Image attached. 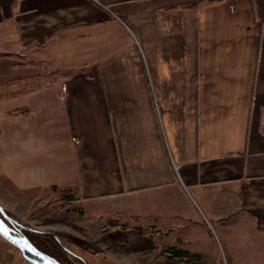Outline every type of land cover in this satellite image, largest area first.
<instances>
[{"label":"crops","instance_id":"crops-1","mask_svg":"<svg viewBox=\"0 0 264 264\" xmlns=\"http://www.w3.org/2000/svg\"><path fill=\"white\" fill-rule=\"evenodd\" d=\"M4 63L32 69L24 85L59 76L13 86ZM0 94L18 198L57 188L191 238L233 217L264 232V0H0Z\"/></svg>","mask_w":264,"mask_h":264},{"label":"rangeland","instance_id":"rangeland-1","mask_svg":"<svg viewBox=\"0 0 264 264\" xmlns=\"http://www.w3.org/2000/svg\"><path fill=\"white\" fill-rule=\"evenodd\" d=\"M20 62L23 61L18 58L15 61L16 64ZM8 65L9 63L2 65V70L9 74V79L4 78L3 83H7L8 80L16 81L12 85L17 86V82H23V86H30L31 88L36 87L38 83H40V86L47 85V80L44 79L46 75L44 71L46 70L37 71L35 76L39 80H44L37 82L36 86L33 83L24 85V81L28 80L24 77L32 69H16L11 72L7 68ZM43 73L44 76L39 78ZM17 76L20 78H17ZM1 97H4L3 94H0ZM32 102H35L33 98L22 97L12 101L8 106H24ZM25 121V118L20 119V122ZM1 123L5 124L6 131L10 132L13 125L10 122L7 124L3 118ZM6 131H4L5 134ZM50 142L52 146L47 144L50 148V151H47V158L58 157L61 153L60 143L52 137H50ZM52 160L55 162V159ZM13 171L4 170V177L0 176V185L9 188L6 190L5 198L3 197L5 193H0V205L4 207L7 214L25 226L39 231L53 232L61 236L67 247L82 257L87 264H186V261L178 259L172 254L169 255L165 251L168 246H172V243L166 242L157 235V231L162 227L164 228V226L157 227V229L156 227H146L144 232L141 233L137 229L139 224L126 219L124 216L105 217V213L99 211L93 212V214L82 212L78 204L73 201L67 202V198H73L72 195L67 197L62 191H57L54 188H48L45 193H40L36 198H18L17 196L23 191L21 192L20 189L16 188L18 185H11L12 177L15 180ZM48 171V175L53 173L52 177L55 180L54 173L56 171ZM49 177L51 176L49 175ZM10 189L13 191H8ZM165 231H168V229H165ZM162 233L165 232L162 231ZM144 236L149 238V243L144 241L146 240ZM209 242L208 247L211 246V241ZM244 242L247 243L243 240ZM217 245L221 251L220 256L223 258L221 262L231 264L227 262L228 260L225 258L219 241ZM215 258L212 257L213 260L211 261L214 262ZM0 264L32 263L28 262L16 247L0 236Z\"/></svg>","mask_w":264,"mask_h":264},{"label":"trees","instance_id":"trees-1","mask_svg":"<svg viewBox=\"0 0 264 264\" xmlns=\"http://www.w3.org/2000/svg\"><path fill=\"white\" fill-rule=\"evenodd\" d=\"M44 73L46 74L45 76ZM44 73L39 76V78L44 76V79L47 80V84L56 82L59 76L57 73L49 74L46 71H44ZM41 80H39L38 77H34L30 83H33L36 86L37 82ZM39 86L40 83H38L36 87ZM54 189L58 191L57 188ZM62 192L63 194H66L67 197H71L68 196L71 195L69 192ZM73 200V198H67V202L69 201V203ZM126 219L138 223L139 225L137 226V229H139L141 233L144 232L146 227H156L157 229V227L160 226H167L162 224L163 221L159 219L129 217H126ZM240 227L241 225L236 223V218L233 217L214 225L217 237L212 233L208 226L197 227L195 229V238H191L192 233L190 231H192V229L187 231H174L168 229L165 234L162 233V227V229L160 228L159 231H157V235L166 242L172 243V246H168L165 251L169 255L172 254L178 259L186 261V264H223L221 262L223 258L220 256L221 251L217 245L218 241L222 245L223 253L226 260H228L227 262H230L231 264H264V232H252L253 230H250V228ZM26 234L37 248L56 258L62 264H87L77 256L66 252L51 235L37 232H26ZM59 237L67 247L62 237ZM144 237L146 239L144 241L149 243V238L146 236ZM243 240L247 243H243ZM209 241H211L210 247H208V243H210ZM193 248L200 249V252L191 251ZM212 257H216L214 262L211 261L213 260Z\"/></svg>","mask_w":264,"mask_h":264},{"label":"water","instance_id":"water-1","mask_svg":"<svg viewBox=\"0 0 264 264\" xmlns=\"http://www.w3.org/2000/svg\"><path fill=\"white\" fill-rule=\"evenodd\" d=\"M26 232L46 233L51 235L66 252L77 256L85 262L82 257L67 248L57 234L39 231L21 224L16 219L10 217L4 207L0 205V236L2 238L16 247L22 253L23 257L32 264H62L56 258L37 248L29 239Z\"/></svg>","mask_w":264,"mask_h":264}]
</instances>
